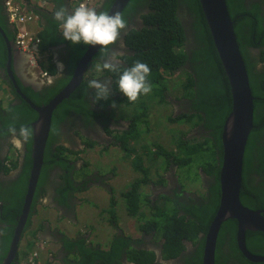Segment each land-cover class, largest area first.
Here are the masks:
<instances>
[{
  "label": "trees",
  "instance_id": "trees-1",
  "mask_svg": "<svg viewBox=\"0 0 264 264\" xmlns=\"http://www.w3.org/2000/svg\"><path fill=\"white\" fill-rule=\"evenodd\" d=\"M114 1L103 0L95 10L108 13ZM64 3L65 0H53L54 9L51 12L41 9L34 11L41 25V30L37 34L40 40L39 51L48 53L58 46H63V49L67 51L63 73L57 74L55 66L48 62L44 65L45 68L42 67L53 78L50 85L46 84L38 91L19 85L22 94L37 107L48 104L67 85L77 63L89 46L73 45L63 39L62 26L53 19V14L61 5H65ZM225 3L233 22L235 39L254 98L253 129L245 147L239 198L243 207L260 210L264 217V68L256 67L252 54L249 52L250 48L259 49V51L264 48V15H262L260 6L249 0H225ZM136 13H139L138 18L141 24L139 28L130 29L125 33L124 42L133 54L125 58V65L121 66V72L131 67L136 61L147 63L151 69L148 80L152 86L151 92L155 96L161 87L165 90L163 74L171 76L177 72L182 74L185 79L182 81L179 76L178 86L183 95L189 94V97L186 99L183 114L171 121L179 122L182 118H187L188 121L194 119V124L199 125V130H201L197 136L178 138L180 143L178 142L175 150L180 149L185 157L174 156L159 145L156 156L162 155L167 166L175 164L183 167L198 152L209 153L212 163L203 165L201 170L204 174L213 176L206 191L201 192L199 196L181 195L174 199L162 196L160 205L149 206L150 201L148 202L146 197L142 196L141 188L151 183L150 172L149 168L141 166L139 160L136 168L141 171L142 177L132 181L122 196L125 201L126 215L142 220L138 226L139 231L155 232L157 238L160 234V237L165 240L162 249L164 260L175 259L176 264H201L204 236L219 207V170L223 155L221 136L223 124L231 111L229 83L214 48L198 0H131L121 15L127 21L131 14ZM0 28L8 40L13 42L15 31L8 23L1 0ZM261 51L258 56L260 63L263 64L264 52ZM105 52L106 50H99L92 60L91 73L88 76L84 75L79 87L68 99L57 106L52 115L51 129L44 151V163L36 190L38 191L45 181L47 170L54 168L66 170L62 176L66 185L58 188L61 204H67L69 194L71 196L78 190L74 188L72 166L67 156L62 157L66 149L51 148L52 143L59 136V128L69 121L70 114L80 115L79 117L86 122H92V118H100L106 123L105 115L109 113V108L113 114L114 104L117 102L124 105L133 104L118 89L120 73H111L106 70L101 71L99 77L110 81L112 92L107 100L94 102V90L88 88V81L95 79L94 69L97 63L102 64ZM6 60V45L0 35V70H5ZM2 83L8 85L4 80ZM8 92L11 100L5 106L0 102V139L11 137L7 129L13 123L18 130L21 125L31 126L37 118L36 113L17 95L11 85ZM93 104L96 106L95 109H93ZM185 112L188 114H184ZM141 116H145V113ZM139 120L136 124L135 119H132L129 130L122 136L115 135L118 138L114 137L116 140L114 144L99 145L101 143L97 141L94 143L90 139L83 144L86 148L98 149L99 153L118 147L125 154L130 155L135 147L129 143L138 138ZM104 130L107 135L112 134L108 128ZM181 135L186 134L181 133ZM31 141L30 139L26 143L21 169L16 179L8 183L0 180V264L9 250L17 219L21 215L32 163ZM7 160V155L0 157V175H5L19 166L18 158L11 161L9 167L6 166ZM157 183H163L162 177L158 178ZM166 201L167 203L170 201V206L167 208ZM36 204L34 197L23 233L28 230L31 217L36 213ZM146 208L151 214L144 216L143 211ZM163 213H168V215L164 217L161 225L158 219L164 216ZM114 217L115 214H113ZM111 224L117 227L116 220H113ZM236 232L237 223L234 220H227L221 225L216 243L215 264H254L246 260L238 250ZM63 242L66 250L70 253L75 251V259L67 264H156L154 253L142 245V238H133L121 232L112 237L107 250L88 244L84 236L73 240L65 237ZM185 242L193 244L192 251L186 250ZM245 246L251 254L264 256V234L246 232ZM123 260L126 262L123 263Z\"/></svg>",
  "mask_w": 264,
  "mask_h": 264
},
{
  "label": "water",
  "instance_id": "water-1",
  "mask_svg": "<svg viewBox=\"0 0 264 264\" xmlns=\"http://www.w3.org/2000/svg\"><path fill=\"white\" fill-rule=\"evenodd\" d=\"M130 1L115 0L108 13L118 12L121 14ZM198 1L214 48L228 80L231 94V111L223 124L221 136L223 155L219 171V207L205 235L201 264H215L218 233L221 225L227 220H234L237 223L236 243L243 257L254 264L264 263V256L251 254L245 246L246 232H261L264 234L263 212L243 207L239 198L245 147L253 129L254 98L251 94L248 75L235 39L233 22L225 0ZM0 35L5 42L7 50L5 63L7 76L13 81L16 93L36 113L37 118L31 124V127L38 129L31 139L32 163L21 215L17 219L9 250L2 261V264H12L16 259L18 245L29 217L34 193L44 163V151L49 138L53 112L82 83L84 74L89 68L93 57L100 50V46L89 45L77 63L67 85L48 104L37 107L18 88L13 77L15 48L1 28Z\"/></svg>",
  "mask_w": 264,
  "mask_h": 264
},
{
  "label": "rangeland",
  "instance_id": "rangeland-1",
  "mask_svg": "<svg viewBox=\"0 0 264 264\" xmlns=\"http://www.w3.org/2000/svg\"><path fill=\"white\" fill-rule=\"evenodd\" d=\"M31 31L34 32L35 27H33ZM94 71V75L101 74V71H97V67ZM90 73L91 71H89L88 75ZM176 78L177 77L175 76H164V81L167 86L165 98L163 97L164 88L161 87L156 96L150 92L147 95L140 96L132 105H124L119 102L114 104L113 118H127L128 120L135 119L136 124L137 120L140 119L138 125L139 130H137L138 138L136 141L129 143L135 147L134 150L131 151L130 155H127L118 147L105 150L102 153H99V150L95 149V151L89 152L85 155L86 166L81 172L76 174V178L78 179H80L81 174H89L92 171L98 172L100 175L108 174L112 176L110 187L113 189L114 193L112 192L113 195L110 199L111 203L112 201L115 202V210L113 209L109 212L112 218L110 219V222L108 221L109 215L107 214L109 209H106L110 206L109 198L107 199L109 196L107 194V197L103 196L97 203L95 202L93 194L78 195L77 198L83 199L84 201L76 204L68 214H62L50 206L47 207L51 209L52 212L44 208L38 209L35 222H39L44 216L53 217L54 227L64 231L67 229L69 231L67 236L72 237L75 231H83L84 233L82 234L90 235L88 236L90 240L93 239L94 236L98 237L102 245H106V247L107 243L113 236V230L118 228V226L122 228L123 233L128 236L137 238L140 236V233L137 232L138 229H136V223L138 221L135 219L133 220L125 214V201L123 198H120V195L118 194L125 191L132 181L142 177L141 171L136 168L139 160L141 166L149 168V177L153 182H156L160 176L173 178V175L175 176L176 173L174 172L172 175V168H168L169 166H167L165 158L162 155L158 157L156 156L157 146L160 145L168 153H172L174 156L185 157V155L180 152V149L175 150V146L177 145L178 147L176 137H179L181 136V133H184L187 135V138H190L194 135L197 136L198 132V129H195V126H193L192 123H186L188 121L186 120L187 118H182L180 122L177 123L168 121V118H176L183 114V110L180 108V102L183 101V99L181 98L180 89L176 87ZM1 94L2 92L0 91V95ZM185 97L188 98L189 94L185 95ZM161 99L164 100L161 101ZM9 100V95L3 93L0 101L4 106ZM179 110L182 111L180 112ZM145 111L146 116H140V114H144ZM184 114H188V112H185ZM115 134L121 136V133L118 131H116ZM126 138L128 139V137ZM104 143L105 142H102L99 145H104ZM10 153L12 154V151ZM11 156L12 155H8V158L10 159ZM211 161L212 158L209 153H203L200 151L192 156V160L189 163L177 169L179 184L185 192H193L200 195L198 189L199 182L202 179L200 169L203 165L212 163ZM164 183L165 182L163 181L162 184ZM93 192H96V190ZM146 194H148V199L151 200L153 198L151 192L146 190ZM114 195H116V197H114ZM168 206H170V201H168V203L166 201V208ZM101 209H104L105 211H101ZM166 210L168 211V209ZM43 211H45V213H42ZM114 213L115 217L113 218ZM147 213L148 212L146 211V214ZM75 215H77L78 224L76 226H71L67 221L75 222ZM163 215L162 218L158 219L161 225L163 224L164 217H166L168 213H163ZM61 216L64 217L60 218ZM113 220H116L117 227L112 226L111 222ZM90 233H93L94 235ZM33 250H35L33 243L27 241V237L24 234L18 246V256L20 257L23 252L28 253ZM52 250L53 254L56 255V248L54 246Z\"/></svg>",
  "mask_w": 264,
  "mask_h": 264
},
{
  "label": "flooded vegetation",
  "instance_id": "flooded-vegetation-1",
  "mask_svg": "<svg viewBox=\"0 0 264 264\" xmlns=\"http://www.w3.org/2000/svg\"><path fill=\"white\" fill-rule=\"evenodd\" d=\"M252 3H256L260 6L262 15H264V0H249ZM138 14H131L127 18V29L121 32V37L117 41L116 44L111 45L109 49L106 50L104 53L103 59H106L110 55H115L116 58L119 60L120 65H125V58L128 56H131V49L130 47H127L124 42V36L125 33L128 32L130 29L139 28L141 21L138 18ZM261 51V50H260ZM259 49L256 48H250L249 52L252 54L253 57V63H256V67L259 69L264 68V63L261 64L259 61L260 55ZM261 52H264V48ZM51 53L56 54L55 61L52 60L53 56ZM45 58L41 62L43 66L48 62L55 66L57 70V74H61L65 70V62L67 60V51L63 49V46L54 47L51 52L42 54ZM58 63L60 64L58 66ZM62 65V67H60ZM13 77L17 83L18 88L20 89V86L27 88L30 87L35 91L41 90L44 88L46 84H51L53 80L49 83L48 77L44 78L43 80L39 79L38 70L37 67H33L31 63L28 60V57L23 56V54H19V52H16L15 55V62H14V71H13ZM99 77V75H98ZM0 78L8 84V86L13 85V81L8 78L7 73L5 70H0ZM99 80H104L102 77L97 78ZM20 85V86H19ZM15 90V89H14ZM21 91V90H20ZM16 92V91H15ZM22 93V92H21ZM18 95V94H17ZM20 97V96H19ZM94 105V104H93ZM183 108L185 109V103L182 104ZM96 106H93V109H95ZM69 121L61 126L59 128V136L55 142L52 143L51 148H58L63 147L66 150L64 151V154L62 157H66L68 162L72 166V177L74 178V188L78 190L73 195L68 196V202L67 204H61L60 203V195L58 194V188L64 187L66 185L65 181L62 179V176L64 173H66V170H62L61 168H54L49 169L46 171L45 175V181L41 184L40 188L35 190L34 197L36 198V202H41V205L43 206H50L54 208L55 210L59 211L62 214H68L70 210L73 209V207L83 202V199L77 198L80 194H87V191L90 189V185L92 184H98L99 179L91 175L92 173H96L95 171L90 172L89 174H81L80 179L76 178V174L81 172L86 165V158L85 155L91 151H95V149L86 148L83 144L86 140H92L94 143L97 141L98 143L105 142L107 145L116 143V140L114 137L118 138L115 135L116 131L121 133V136L124 132L129 130V126L131 124L132 119H115L111 116L110 108L109 113L105 115L107 117V122L104 123L103 119L100 118H92V122H86L83 118L79 117L80 115L76 114H70ZM108 128L110 131H112L111 135H107L105 133V130ZM26 143L23 145L22 149H17L15 145L12 143V137H6L3 139H0V157L2 158L5 155H11L10 152L12 150V153L18 155V167L7 174L0 175V180L2 182H12L16 179V177L19 174V170L21 169L22 164V158L23 153L25 152ZM68 150H70L72 153H70ZM82 152V153H81ZM177 168V166L172 167V172ZM213 176V175H212ZM212 176H205L204 181L209 180L212 181ZM206 187L208 185L205 184ZM142 188H148L152 194L154 195L152 198V206L154 205V202L157 201L161 196H169L174 197L173 190H176V194L179 196L182 193L181 187L178 184L177 180L174 178L167 177L166 178V184L165 185H157L154 186L153 184H149L148 186H144ZM37 189V187H36ZM37 191V192H36ZM107 193L109 195H112L113 189H106ZM113 192V193H112ZM141 193H143V189H141ZM145 194V192H144ZM187 194V193H185ZM33 197V199H34ZM40 205V204H39ZM38 205V206H39ZM37 206V204H36ZM36 208V207H35ZM64 216H61L62 218ZM66 218V217H65ZM136 229H138V233H140L139 238H142L143 240V246L152 251L155 256V263L156 264H175V259L172 260H164L162 258V249L164 245V239L160 237V234L157 235L155 232L151 233H145L143 231H139V227L137 225ZM115 234V230H113ZM47 237L50 238L51 246H54L56 248V255L51 254L48 257V260L50 261V264H67V262H71L72 260L69 258L70 256H75V251H71V253L66 250L64 247L63 238H68L70 240L76 239L79 236L69 237L67 234L63 231H59L55 229L53 233H47ZM87 243L89 241L87 240ZM186 250L188 252L193 250V244L190 242H185ZM124 259V258H123ZM55 261V262H54ZM126 261L123 260V263ZM128 264V263H125Z\"/></svg>",
  "mask_w": 264,
  "mask_h": 264
},
{
  "label": "clouds",
  "instance_id": "clouds-1",
  "mask_svg": "<svg viewBox=\"0 0 264 264\" xmlns=\"http://www.w3.org/2000/svg\"><path fill=\"white\" fill-rule=\"evenodd\" d=\"M90 6H91V4H90ZM3 8H4V0H3ZM4 11L6 13V16H7V19H8V23L10 24V26H12V28L15 31L14 40H13V42L11 41L13 46H14V48H15V51L19 52V54L26 55L28 57V60L31 63V65L33 67H35V66L37 67L38 75H39V79L40 80H43L44 78L48 77L49 78L48 82L50 83L53 80V78L48 74V72L46 70H44L42 68L44 66H43V64L41 62L44 60L45 57L42 55L44 53H41L39 51V49H38V45L40 44V40H39V43L37 45H35V46H33L31 48V55L34 56V62H32V61H30L31 55L21 51L17 47V45H16L17 29L12 23H10L5 8H4ZM25 13L31 14L32 16L35 17L34 21L31 22L30 24L38 21V16L35 15L34 13H28L27 11H25ZM53 19L56 22L61 24L62 29H63L61 34H62V37H63L64 40L70 42L73 45H75V44H83V45H90V46L99 45L100 49H103V50H107V49L110 48L111 45L116 44L117 41L121 37V32L126 30L127 27H128L127 21L124 19V17L120 13L115 12V13L109 14V13H106V12H97L94 8H89L86 5H80V6L76 5L75 9H69L67 6L61 5L54 12ZM24 29H26L27 31L31 32L32 34H34L37 37L38 33L35 34L34 32H32L28 28V24L25 26ZM132 54H133V52H131V55ZM51 55L53 56L52 60L55 61L56 54L51 53ZM91 64H92V62H91ZM91 64L89 65V68L87 69V71H86V73L84 75L88 76ZM59 65L60 64L58 63V66ZM60 67H62V65ZM96 67H97V71L98 72L106 70V71L111 72V73H120L119 79H118V89L127 98V100L130 103H135L139 99V97L141 95H147L152 90V86H151V84H150V82L148 80V77H149V75L151 73V69H150V67H149V65L147 63L136 61L131 67L125 68L121 72V65H120L119 60L116 58L115 55H110L106 59L102 58V64L100 65L99 63H97ZM12 69H13V67H12ZM13 71H14V69H13ZM44 74H45V76H44ZM98 75L100 76V74H96V75H94L95 79H91V80L88 81V88L91 89V90H94V102L100 101V100H107L108 97L110 96L111 92H112V90L110 88V81L99 80V79H97ZM164 76L165 75L163 74V78H164ZM166 76H171V75L170 74H166ZM172 76L177 77L176 78L177 79L176 87L178 89H180V91H181V98L183 99V101L180 102V104H181L180 108H182V110H183L184 108H183L182 104L186 103V101H187L186 99L187 98L183 95V92H182L180 86H178V82H179V76L181 77V80L183 78L182 81H184L185 77L182 76V74H180L179 72L173 74ZM163 81H164V79H163ZM164 84H165V81H164ZM165 86H166V84H165ZM8 90H9V86L5 85L4 83H2V79L0 78V91L2 92V94L3 93H7L9 95ZM166 91H167V86L165 87V90H164V94H163L164 98L166 97V95H165ZM2 94L0 95V98H2ZM9 97H10V100H11V96L10 95H9ZM163 100L164 99H161V101H163ZM120 104H122V103H120ZM2 105H4V104L2 103ZM113 107H115V105H113ZM182 110H179V111L181 112ZM141 115L142 114H140V116ZM145 116H146V111H145ZM178 117H176V118H172V117L168 118V121L169 122H173L171 120H175ZM194 122H195V120L192 119L191 121H187L186 123H189V124L192 123L193 126H195V129H198V132L201 131V130H199V125H195ZM37 130H38L37 128L31 127V126H28V125H21L19 127V129L17 130V128L15 127L14 123L11 126H9L8 129H7L8 133L12 137V143L15 145V147L17 149H22L23 145L25 143H27L30 139H32V137L34 136V134L36 133ZM147 131H148V128H147ZM181 136H183V138H187V135H181ZM181 136H179V137H181ZM179 137H176L177 142H179L178 141ZM176 146H175V148H176ZM11 155H12L11 158L10 159L8 158V160L6 161V166L7 167L10 166L11 161H14V160H16L18 158L17 154L12 153ZM173 166H175V164H171L169 166V168H172ZM178 168L179 167L177 166V168L174 170V172L176 173L175 176L173 175L174 172H172V175H173V178L176 179L178 184H179V179L177 177V169ZM91 175H94L96 177V179L98 178L99 182H98V184H93V185L91 184L90 188L93 187V186L99 185V186H101V187H103L105 189V194H107L109 196L108 198H109L110 206H109V208H107V209H109L107 214L109 215L108 221L110 222V217L111 216H110L109 212L115 208L114 207L115 206V204H114L115 202L112 201V203H111L110 197H112L113 194L109 195L107 193L106 189H109V188L112 189L110 187V182H111L112 176L108 175V174L100 175L98 172L92 173ZM200 175H201L202 179L199 182V188L198 189H199V192L201 193V192L206 191L207 187L205 186V184L208 185V183L210 181L209 180L204 181V177L205 176H209V175L204 174L201 169H200ZM160 177H162V176H160ZM162 179L165 182L164 184L157 183V181L153 182L152 180H151L150 184H153L154 186L165 185L166 184V178L162 177ZM141 189H143L142 196H145L146 200L148 202L150 201L149 206L150 205L152 206L153 201H152V199L151 200L148 199L147 198L148 194H146V190L149 191V192H151V191L148 188H141ZM181 190H182L181 195L199 196V195H197V194H195L193 192H191V193L185 192L182 187H181ZM124 192L125 191H123V192L118 194V195H120V198H122ZM144 192H145V194H144ZM173 192L175 194L174 197H169V196H165V197L170 198V199H172V198L174 199L177 196L179 197V195L175 193L176 190H173ZM185 193H187V194H185ZM151 194H152V192H151ZM116 195H114V197H116ZM154 205H160V198L157 201L154 202ZM146 211L148 212L147 214H146ZM143 214H144V216H146L148 214H151V212L146 208V209H144ZM136 221H138L136 223V227H137V225L139 226L141 224L140 221H142V220L138 219ZM114 230H115V234H113V236H115L116 234H120V232L123 233V230L120 227H119V229L117 228V229H114ZM26 232L25 233L22 232L23 235L21 236V239L24 236V234L26 236ZM124 235H126V234H124ZM80 236H84L89 241V239L87 238V236L85 234H82ZM135 238H137V237H135ZM111 240H112V238H111ZM204 242H205V236H204ZM19 244H20V242H19ZM90 245H91V243H90ZM34 248H35V250H33L31 252H28L25 256L23 255V253H24L23 252L20 257L18 256V262L16 263V259H15L14 263L15 264H27L29 256L31 254H33V253L37 254L36 264H41L40 263V257H45L48 260V257L51 254L48 253L47 248L44 245L40 244L37 247H35V245H34ZM17 254H18V250H17ZM16 257H17V255H16ZM69 258L71 260H74L75 256H70ZM14 263H12V264H14ZM176 263H177V260H175V264Z\"/></svg>",
  "mask_w": 264,
  "mask_h": 264
},
{
  "label": "crops",
  "instance_id": "crops-1",
  "mask_svg": "<svg viewBox=\"0 0 264 264\" xmlns=\"http://www.w3.org/2000/svg\"><path fill=\"white\" fill-rule=\"evenodd\" d=\"M1 1L3 2V0H1ZM88 1L91 4L90 8H94V9L98 8L100 3L103 2V0H88ZM21 4H22V8L25 11H27L28 13H34V11L39 10V9L46 10L47 12H51L54 9L53 0H21ZM64 4L69 9H75V7H76V3L74 0H65ZM33 27H35L34 33L35 34L38 33L41 30L40 22L36 21L32 24H28V28L30 30ZM61 30L63 31L62 27H61ZM23 56L27 57L26 55H23ZM94 190H96V192H93ZM100 191H103L105 193V189L103 187H101L99 185L93 186L87 191V195L93 194V197H95V202L97 203L98 201H100L102 199L103 196L107 197L106 194H104L103 192H100ZM107 199H108V197H107ZM41 202L42 201L40 200V202L37 203V206L35 208L36 213L31 218L29 228L26 232L27 241L33 243L35 245V247L42 244L47 248V251L49 254H53V250H52L53 246H51V244H50L51 240L49 237H47V233L48 234L53 233V231L55 229H57L56 227H54L53 217L44 216L40 219L39 222H35V217L37 216L36 214L38 213V209L44 208V209L52 212V210L49 209L46 205L45 206L41 205ZM96 203H94V204H96ZM101 211H104V209H101ZM42 213H45V211H43ZM67 223L68 224L70 223L71 226H76L78 224L77 215H75V222L74 221H72V222L67 221ZM57 230H59V229H57ZM59 231H63L67 235L69 234V231L67 229H65V231L64 230H59ZM82 233H84V232L83 231H75L73 233L72 237L82 235ZM90 234L94 235L93 233H90ZM85 235L87 236V238H88V236H90L89 234L88 235L85 234ZM89 242L93 246L100 247L103 250H107L109 247V243H110V241H109L107 243V247H106V245H102V243L99 241V238L96 236H94V238L91 240L89 239ZM26 254H27L26 252L23 253L24 256ZM50 261H53V260H51V259L47 260V258H45V257H40V263L41 264H50L49 263Z\"/></svg>",
  "mask_w": 264,
  "mask_h": 264
},
{
  "label": "built area",
  "instance_id": "built-area-1",
  "mask_svg": "<svg viewBox=\"0 0 264 264\" xmlns=\"http://www.w3.org/2000/svg\"><path fill=\"white\" fill-rule=\"evenodd\" d=\"M74 1L77 6L86 5L90 8V3L88 0ZM4 8L7 12L10 23H12L17 29V47L21 51L31 55V48L39 43V39L24 28L27 24L33 22L35 17L31 14L25 13L24 9L22 8L21 0H4ZM30 61L34 62V56L31 55ZM36 259L37 254H31L28 258L27 264H36Z\"/></svg>",
  "mask_w": 264,
  "mask_h": 264
}]
</instances>
